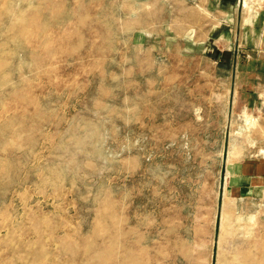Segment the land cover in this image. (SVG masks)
Segmentation results:
<instances>
[{
    "label": "rangeland",
    "instance_id": "rangeland-1",
    "mask_svg": "<svg viewBox=\"0 0 264 264\" xmlns=\"http://www.w3.org/2000/svg\"><path fill=\"white\" fill-rule=\"evenodd\" d=\"M0 264H264V0H0Z\"/></svg>",
    "mask_w": 264,
    "mask_h": 264
}]
</instances>
